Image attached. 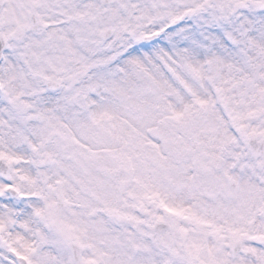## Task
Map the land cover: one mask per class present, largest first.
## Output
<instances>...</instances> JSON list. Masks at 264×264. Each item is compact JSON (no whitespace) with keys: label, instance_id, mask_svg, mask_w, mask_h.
Segmentation results:
<instances>
[{"label":"snow or ice","instance_id":"6c2138e0","mask_svg":"<svg viewBox=\"0 0 264 264\" xmlns=\"http://www.w3.org/2000/svg\"><path fill=\"white\" fill-rule=\"evenodd\" d=\"M0 264H264V0H0Z\"/></svg>","mask_w":264,"mask_h":264}]
</instances>
